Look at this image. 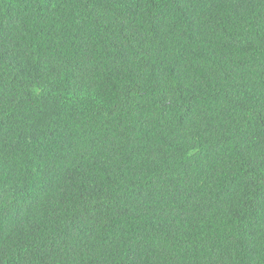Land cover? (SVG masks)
<instances>
[{
	"label": "trees",
	"instance_id": "obj_1",
	"mask_svg": "<svg viewBox=\"0 0 264 264\" xmlns=\"http://www.w3.org/2000/svg\"><path fill=\"white\" fill-rule=\"evenodd\" d=\"M0 264H264V0H0Z\"/></svg>",
	"mask_w": 264,
	"mask_h": 264
}]
</instances>
